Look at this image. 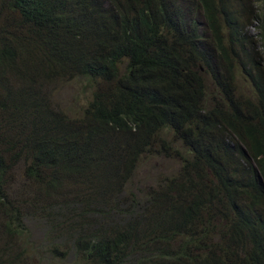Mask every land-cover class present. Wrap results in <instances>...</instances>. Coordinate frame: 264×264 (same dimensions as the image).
Returning <instances> with one entry per match:
<instances>
[{
  "label": "trees",
  "instance_id": "obj_1",
  "mask_svg": "<svg viewBox=\"0 0 264 264\" xmlns=\"http://www.w3.org/2000/svg\"><path fill=\"white\" fill-rule=\"evenodd\" d=\"M28 218L76 264H264V0H0V264Z\"/></svg>",
  "mask_w": 264,
  "mask_h": 264
},
{
  "label": "rangeland",
  "instance_id": "obj_2",
  "mask_svg": "<svg viewBox=\"0 0 264 264\" xmlns=\"http://www.w3.org/2000/svg\"><path fill=\"white\" fill-rule=\"evenodd\" d=\"M248 31L257 34L255 27H250ZM90 94H92V88L87 86L85 80L78 79L59 85L52 92V98L58 108L68 114L75 115L80 114L81 109L87 104ZM170 168H172L171 172L177 169V165L171 159L160 156L144 159L135 177V183H138V186H134L132 189L137 194H141L150 184L147 178L151 172L167 173ZM25 222L28 231L23 232V235L30 248L26 254L31 258L19 264H76L77 260L73 253L69 258L64 259L58 251L61 250V247L57 250L56 245H52L56 242L54 239H50L48 227L44 222L36 218H28Z\"/></svg>",
  "mask_w": 264,
  "mask_h": 264
},
{
  "label": "clouds",
  "instance_id": "obj_3",
  "mask_svg": "<svg viewBox=\"0 0 264 264\" xmlns=\"http://www.w3.org/2000/svg\"><path fill=\"white\" fill-rule=\"evenodd\" d=\"M255 24H257V23H255ZM253 27V26H252ZM256 29V28H255ZM257 30V29H256Z\"/></svg>",
  "mask_w": 264,
  "mask_h": 264
}]
</instances>
